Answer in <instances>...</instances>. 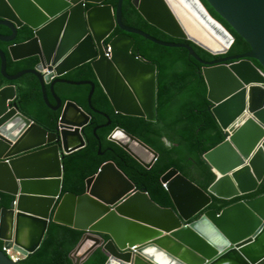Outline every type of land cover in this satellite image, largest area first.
<instances>
[{"label":"water","instance_id":"1","mask_svg":"<svg viewBox=\"0 0 264 264\" xmlns=\"http://www.w3.org/2000/svg\"><path fill=\"white\" fill-rule=\"evenodd\" d=\"M105 1L0 0V25L11 32L0 34V41L13 43L8 47L12 60L39 58L35 69L9 75L6 54L0 49L3 77L16 81L35 75L46 105L61 110L56 130L49 131L20 112L15 86L0 89V192L15 197L10 208L0 212L3 246L28 257L41 247L54 222L85 232L70 255L74 264H83L99 247L108 256L106 264H264V195L239 201L220 213L205 210L211 196L231 200L258 191L264 182V0H205L251 47L248 53L212 61L202 60L189 44L160 41L125 26L123 0L116 9ZM133 2L157 29L213 55L227 54L235 41L201 0ZM175 6L189 16L194 32L187 29ZM25 26L33 31V38L14 43ZM116 28L123 33L106 44ZM130 34L161 46L185 48L204 66L211 110L224 131L225 141L203 156L217 176L208 191L175 168L161 178L173 208L155 203L111 161L87 180L85 194L61 197L62 161L86 146L83 132L91 117L75 102L63 104L54 86L90 85L89 104L95 91L92 81H69L64 75L91 63L117 113L157 121V66L132 53L135 40ZM47 85L55 105L48 98ZM109 139L146 169L157 161L154 150L120 128ZM87 241L93 245L75 259L73 255ZM0 264L19 263L0 249Z\"/></svg>","mask_w":264,"mask_h":264},{"label":"trees","instance_id":"2","mask_svg":"<svg viewBox=\"0 0 264 264\" xmlns=\"http://www.w3.org/2000/svg\"><path fill=\"white\" fill-rule=\"evenodd\" d=\"M133 1L123 0L122 23L125 26L139 29L160 41L189 44L202 60L212 61L223 56L241 55L251 51L247 41L205 0L201 1L211 16L222 23L235 38L225 55H213L192 41L170 37L148 23ZM118 2L119 0L105 1L114 9L117 8ZM90 7L92 5H88L87 8ZM20 31L21 34L14 43L26 42L34 36L33 31L27 26ZM121 33L123 31L116 28L106 39V44ZM0 34L11 32L0 27ZM130 36L135 40L132 53L157 66V121L151 122L143 117L117 113L98 82L91 63H86L64 75L63 78L69 81H92L95 84V91L89 104L90 85L57 83L54 86V91L63 104L67 101L75 102L91 117L90 124L83 132L86 146L67 155L62 161L64 172L61 197L66 193L85 194L87 180L96 175L103 164L111 161L138 190L145 189L155 203L164 208H173V201L161 178L170 169L175 168L201 189L208 191L217 176L203 156L225 141L224 131L211 110L208 85L202 72L204 66L185 48L165 47L139 35ZM0 49L6 54L9 75L35 69L39 64L37 56L19 61L12 60L8 45L1 41ZM252 61L258 68L263 69L258 61ZM6 86L16 87L15 103L23 115L49 131L56 130L61 110L55 111L46 105L39 79L33 74H26L16 81H8L1 73L0 59V89ZM47 94L50 102L55 105L50 85H47ZM108 121L111 122L110 125H107ZM97 127L100 128L95 135L94 130ZM117 128L138 138L158 154L157 161L151 169H146L121 146L109 139ZM100 148L103 155H99ZM262 195L264 182L258 191L231 200L211 196L212 203L205 210H216L220 213L239 201L255 199ZM0 198V212L3 208L9 209L15 200L14 196L1 192ZM201 214L191 222L197 220ZM84 234L83 231L51 222L41 247L19 264H74L70 255L78 247ZM103 238L105 241L109 240L107 235H103ZM3 245V241L0 240V249ZM107 260V254L99 247L83 264H106Z\"/></svg>","mask_w":264,"mask_h":264},{"label":"bare ground","instance_id":"3","mask_svg":"<svg viewBox=\"0 0 264 264\" xmlns=\"http://www.w3.org/2000/svg\"><path fill=\"white\" fill-rule=\"evenodd\" d=\"M175 9L177 11V15L180 17V19L183 21V23L185 24V26L187 27V29L190 32H194L195 30V26L193 24V22L191 21V19H189V16H187L183 10H181L180 7L175 6ZM215 49H217L219 46H215L213 44H211ZM223 46V45H222ZM117 136L119 137V139H124V137L122 135H120L119 133L117 134ZM126 140V138H125ZM89 246H86L85 248H81L80 253H82V255H84V253H86L88 251Z\"/></svg>","mask_w":264,"mask_h":264},{"label":"built area","instance_id":"4","mask_svg":"<svg viewBox=\"0 0 264 264\" xmlns=\"http://www.w3.org/2000/svg\"><path fill=\"white\" fill-rule=\"evenodd\" d=\"M2 250L5 252L7 257L14 263H20L26 258V256H24L20 251H17L14 248H7L3 246Z\"/></svg>","mask_w":264,"mask_h":264},{"label":"rangeland","instance_id":"5","mask_svg":"<svg viewBox=\"0 0 264 264\" xmlns=\"http://www.w3.org/2000/svg\"><path fill=\"white\" fill-rule=\"evenodd\" d=\"M91 245H93V243L91 242V241H87L84 245H83V247L82 248H85L86 246H91ZM88 247V248H89ZM80 250L81 249H79V251H77V253H75L74 255H73V257L75 258V259H77L78 257H81V256H83L82 255V253H80ZM85 254V253H84Z\"/></svg>","mask_w":264,"mask_h":264},{"label":"flooded vegetation","instance_id":"6","mask_svg":"<svg viewBox=\"0 0 264 264\" xmlns=\"http://www.w3.org/2000/svg\"><path fill=\"white\" fill-rule=\"evenodd\" d=\"M0 27L8 29L7 27H5V26H3V25H0ZM8 30H9V29H8ZM20 34H21V31H19L18 36H17V39L19 38ZM4 35H10V34H4ZM17 39H16V40H17ZM16 40H15V42H16ZM1 42H2V41H1ZM2 43L8 45V47H9L10 45L13 44V43H8V42H2Z\"/></svg>","mask_w":264,"mask_h":264}]
</instances>
